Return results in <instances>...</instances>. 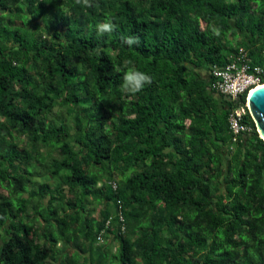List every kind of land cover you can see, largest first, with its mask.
<instances>
[{
    "label": "trees",
    "instance_id": "trees-1",
    "mask_svg": "<svg viewBox=\"0 0 264 264\" xmlns=\"http://www.w3.org/2000/svg\"><path fill=\"white\" fill-rule=\"evenodd\" d=\"M91 2L0 0V264L101 251L106 219L118 264H264V142L249 113L232 142L245 95L195 70L264 68V0ZM127 70L152 84L123 94Z\"/></svg>",
    "mask_w": 264,
    "mask_h": 264
},
{
    "label": "built area",
    "instance_id": "built-area-1",
    "mask_svg": "<svg viewBox=\"0 0 264 264\" xmlns=\"http://www.w3.org/2000/svg\"><path fill=\"white\" fill-rule=\"evenodd\" d=\"M264 68L262 65H250L247 50L239 47L232 58L223 66L212 65L209 68V85L215 92L226 96L231 101L239 97L247 95L254 88L263 85ZM249 113L247 102L232 105L228 113V129L231 134L232 142H236L242 134L251 130V126L244 120V116ZM111 186L116 188V183L111 182ZM119 202V201H117ZM119 228L124 232V217L118 206ZM110 220L106 219L103 227L98 231L95 242L97 244L104 243L108 229L110 228Z\"/></svg>",
    "mask_w": 264,
    "mask_h": 264
},
{
    "label": "crops",
    "instance_id": "crops-1",
    "mask_svg": "<svg viewBox=\"0 0 264 264\" xmlns=\"http://www.w3.org/2000/svg\"><path fill=\"white\" fill-rule=\"evenodd\" d=\"M198 74H200L203 78L206 80L209 79V68L208 66H203L200 68L195 69ZM218 94V93H217ZM219 96V95H218ZM223 96V95H221ZM222 98L223 101L221 103L226 104L225 99H228L226 96L219 97V99ZM229 100V99H228ZM101 209V206H97L96 209L93 208V206H90V209L88 210L89 213L93 217H97L99 210ZM104 244L101 245V251H96L95 246L93 245L92 250H80L77 247H70L67 246L64 251L59 255V260H48V264H117L116 259L113 258L114 254L117 252L118 249V243L116 240L111 238H105ZM57 246H60V243L58 242ZM107 248V253H105L103 250ZM104 254H107V256H104ZM64 256H66V260L64 263H61L60 259H64ZM137 264H142L141 260H137Z\"/></svg>",
    "mask_w": 264,
    "mask_h": 264
},
{
    "label": "clouds",
    "instance_id": "clouds-1",
    "mask_svg": "<svg viewBox=\"0 0 264 264\" xmlns=\"http://www.w3.org/2000/svg\"><path fill=\"white\" fill-rule=\"evenodd\" d=\"M77 4H81L83 7H92L91 0H76ZM117 25L114 24L110 19L104 23H101L97 26V31L100 34L104 33H112L116 30ZM218 35V31L216 32ZM123 43L128 45L129 47L133 45H138L140 43V39L137 36H125L122 38ZM123 83L121 84L120 90L123 94H132L135 95L141 92L145 86L151 85L153 79L151 75L139 71V70H127L123 74Z\"/></svg>",
    "mask_w": 264,
    "mask_h": 264
},
{
    "label": "water",
    "instance_id": "water-1",
    "mask_svg": "<svg viewBox=\"0 0 264 264\" xmlns=\"http://www.w3.org/2000/svg\"><path fill=\"white\" fill-rule=\"evenodd\" d=\"M246 102L248 112L254 122L257 135L264 142V84L249 92Z\"/></svg>",
    "mask_w": 264,
    "mask_h": 264
},
{
    "label": "rangeland",
    "instance_id": "rangeland-1",
    "mask_svg": "<svg viewBox=\"0 0 264 264\" xmlns=\"http://www.w3.org/2000/svg\"><path fill=\"white\" fill-rule=\"evenodd\" d=\"M116 263L118 264V261H116Z\"/></svg>",
    "mask_w": 264,
    "mask_h": 264
}]
</instances>
